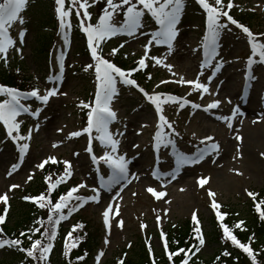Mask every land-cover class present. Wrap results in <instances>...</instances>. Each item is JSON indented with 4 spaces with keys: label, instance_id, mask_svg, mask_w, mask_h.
I'll use <instances>...</instances> for the list:
<instances>
[{
    "label": "rangeland",
    "instance_id": "374dc122",
    "mask_svg": "<svg viewBox=\"0 0 264 264\" xmlns=\"http://www.w3.org/2000/svg\"><path fill=\"white\" fill-rule=\"evenodd\" d=\"M69 2L70 0H66V7ZM192 2L193 0H187V9L178 26L180 35L175 43V50L168 55L167 46H153L149 54V56L161 58L167 55L168 58L164 62L173 65V71L177 75L173 77L163 65H155L154 61L150 59L156 73L153 68L155 78L146 89L149 93L156 91L180 97L179 94L184 96L186 90L193 89L192 85L172 82L160 84V87L156 88L161 80H179L181 76L186 80H194L201 70L200 64L204 59L202 57L203 50L199 49L202 16L191 11V6L194 5ZM209 2L214 3V0H209ZM233 3L234 7L241 11L255 10L257 13H255L254 21L251 22L250 30L253 33H264V0H233ZM89 4V11L92 14L90 22L95 24L98 19L94 18L97 15L94 13L96 5L92 3V0H89ZM55 7V0H30L23 13L26 23L24 25L16 24L13 33L10 29V34L17 40L19 32L26 29V43L19 45L22 48L23 59H21V53L12 52L10 53L12 61L5 62V65L16 70V75L34 81L41 94L46 88L55 86L67 95L53 97L47 105L37 104L33 98L21 101L26 106L31 105L33 110L42 107L44 111L38 120L27 114H21L17 118L22 121V134L26 135L36 123H39L40 131L33 133V139L29 142L30 148L25 155L24 162L14 176H9L7 170L11 168L12 163H16L18 160V157H14L17 149L9 137L8 142H12L14 147L8 142H3V137L7 135L4 126L3 132H0V135L3 136L0 137V195L9 193L13 207L11 215L21 214L17 219L10 218L9 225H14L25 219L22 216L24 212H27L26 209H23L24 203L20 201L19 197L9 191L10 185L20 186L14 191L28 185L38 170L35 165L49 156H55L61 159L60 161L69 160L72 162L73 176L76 179L75 186L81 183L87 185L80 189L81 196H92L93 188L100 190V203L89 200L93 203L92 205H88L86 202L78 212H73L63 223L69 227L76 215L83 214L82 216H85L95 237L94 256L96 257L100 251L105 253L101 258V264H109L123 256L138 259L137 252L143 246L150 245L156 251L161 249L164 241L160 240V232L163 231L167 234L170 229L181 226L188 220L191 221L193 210L197 211L201 229L208 235L205 238V245L196 255L204 260L210 258L217 246L210 241V232L208 231L210 218L215 213L211 208L209 190L215 193L214 199L221 205L219 211L235 215L238 218L245 216V205L249 197L245 189L256 194L258 191L264 190V156L260 155L261 152H264V122H259L261 114L264 113V64L255 63L253 65V75L258 79L252 81V87L245 91L243 78L248 71L246 61L251 54L250 46L241 31L235 26H231L232 31L223 32L219 38L220 56L217 59L223 60L225 63L221 71L215 74L210 85L212 95L204 94V98L201 99L200 91L196 90L198 99L195 103L207 105L215 99H220L222 101L220 107L204 112L203 109H195L191 105H186L181 109L178 103H162L163 114L174 123L176 131L180 134L173 137L176 140L177 151L191 156L198 148L204 147L200 144V140L205 136H213L221 146L219 153L206 157L200 163L181 167L174 179L170 175L161 177V179H154L152 176L154 169L161 173H171L175 169V157L172 155L171 146L167 148L171 152H167L164 147L160 148L162 152L159 155V164L153 154L151 137L155 131L158 117L152 105L145 99L130 93L134 87L118 83L117 88L120 94L112 105L118 118L112 124L111 130L123 133L118 137L121 141L120 153L126 155V159L129 160V176L138 178L127 187H123L124 183H122L120 187H115L111 192L107 190V192H103L105 189L96 184L97 170L92 165L90 156L84 151L88 143L87 135L67 138L70 131L82 129L86 125L78 124L80 114L84 109L77 105L80 100L87 103L90 99H94L95 70L93 68L88 72H83L88 63L94 62L88 53L89 50L85 48L87 40L85 36L81 35L83 32L79 30V20L75 15L74 7L69 18L73 26L68 32V45L64 44L63 32L59 28ZM119 15L113 21L117 26L122 22ZM147 17L146 15L144 18V29L137 36L119 35L104 43L102 47L105 57L111 60L115 56H131V58H135L137 55L144 56V45L149 37L144 36L143 33L154 31L145 30ZM50 31L59 35L55 38L54 48L47 54L44 50L40 51L37 45L38 41L40 44L43 38H50ZM76 32L81 33L79 35L82 38L75 35ZM121 43H125V47L115 56H108L111 49L119 47ZM194 48L197 49L196 52L192 51ZM61 52L66 54L64 79L49 81L48 76L55 75L59 71L55 57ZM14 56L17 60H14ZM136 60L134 59V61ZM203 71L205 75L200 77V80L202 83H207V77L212 74V69L205 68ZM217 92H219L218 96ZM141 96L143 97L142 94ZM5 98L0 96V100ZM229 99L232 101L231 104L228 103ZM237 106L244 113V116L232 121L233 127L239 130V134L243 138L239 142L235 140L236 133L227 127V123L217 119L221 115L230 116L232 110ZM241 120L243 123L240 122ZM253 120L258 122L253 123ZM141 125H147V127L141 128ZM57 129H63V131L58 132ZM93 135L95 136L96 133L93 132ZM60 141L63 142L60 143ZM54 143L58 144V147L53 148ZM238 144L240 154L234 159L237 155ZM134 145H139V147H134ZM93 148L98 155H102L104 152L102 150H105L99 140L93 141ZM76 152L79 153L78 157L73 155ZM103 166L108 168L101 163L100 169ZM233 169L238 170L240 174H237ZM30 174L33 178L29 181L27 177ZM203 177L209 179L205 185L199 186L197 181ZM149 186L165 192L166 195L157 200L145 191ZM27 187L30 189L32 185ZM122 187L123 191L120 190ZM110 203L119 205V216L113 214L109 233V229L104 225L102 214ZM20 204H22V209ZM166 209L168 211L165 215ZM157 215L161 216L159 227L156 224ZM118 221H123L122 227L118 226ZM141 223L147 225L144 231L140 229ZM105 237L110 241L107 245L104 243ZM145 240H148V245L145 244ZM59 254L60 248L50 254L56 264L59 262ZM7 257L10 258L11 255L0 253V259ZM92 264H95V258Z\"/></svg>",
    "mask_w": 264,
    "mask_h": 264
},
{
    "label": "snow or ice",
    "instance_id": "6c2138e0",
    "mask_svg": "<svg viewBox=\"0 0 264 264\" xmlns=\"http://www.w3.org/2000/svg\"><path fill=\"white\" fill-rule=\"evenodd\" d=\"M97 2L98 0H92V3ZM195 2L206 14L205 30L199 41V47L202 48L204 55V59L200 64L201 70L194 80H186L183 76H181L179 80H161L160 83L156 85V88H159L160 84L172 82L181 85H192L194 89L200 91L201 99L204 98V94L212 95L210 85L215 74L221 71L225 63V61L217 59L220 56L219 38L223 32H231V26H235L236 29L241 31L246 38L247 44L250 46L251 54L246 61L248 71L244 74L243 78L244 90L247 91L252 87V81L258 79L253 75V65L255 63L264 64V33H253L249 27L240 23L229 14L230 10L234 7L233 0H227V3H225V0H214V3H210L209 0H195ZM29 3L30 0H0V60L7 62L10 53L12 52L21 53V59H23L22 48L19 47V45L26 43L27 30H21L17 40L10 34V29L16 24L24 25L26 23L23 13L26 11ZM55 5L56 18L59 22V28L63 32L65 45H68L69 43L68 32L73 26L72 21L69 18L72 15L73 7H75V15L79 20V30L83 32L87 38V48L91 60L94 62L88 63L84 67V71H89L93 68L95 70L96 83L94 99L87 103L80 100L77 105V107L87 110L86 125L82 129L70 131L67 138L71 139L86 134L88 143L84 151L90 156L92 164L97 166V172L100 171L99 166L101 162L106 164L108 168L112 170V174L108 177L107 181H104L103 177H101L100 188L111 191L113 187L121 184L122 181L124 182L123 187H127L128 184L138 178L129 176V160L126 159V155L120 153L121 141L118 137L123 135V133L119 131L113 132L111 130L112 124L118 118L116 111H114L112 107L113 101L118 99L120 94L119 89L117 88L118 83L136 88L143 95L144 99L154 106L155 114L158 119L155 124V131L151 137L153 150L159 153L161 147L168 148L171 146L172 148V155L175 157V169H173L171 173H161L154 169L152 172L154 179H161V177L169 175L174 179L184 165L198 164L206 157L219 153L221 146L215 141L213 136H205L201 139L200 144L204 145V147L198 148L191 156L186 155L182 151H177L176 140L173 137L179 136L180 134L176 131L174 123L169 121L163 114L162 103H178L181 109L186 105L191 104L192 108L203 109L204 112H208L220 107L222 104L220 99H215L207 105H202L171 94L156 91L149 93L141 87L135 79L131 78L133 73L148 67V59L154 61L155 65H163L173 77L177 75V73L173 71V65L164 62L168 58L167 55L161 58L158 56H149V54L153 46H167V49L169 50L168 55L175 50V43L180 35L178 26L185 11V0H105V7L102 9L101 14L98 15L95 24L90 22L92 20V14L89 11V0H70L67 7L66 0H55ZM81 10H83L82 14ZM121 13L123 15V20L119 26H117L113 21L114 18ZM146 15L152 18L155 25H157V28L151 33H143V35L149 37V39L144 45V56H142L137 62L138 67L128 70L122 69L105 57L102 45L113 37L119 35H126L129 37L137 36V34L145 27L144 18ZM124 47L125 43H121L119 47L111 49L108 56H115ZM192 51L196 52L197 49L194 48ZM65 55V53L61 52L60 55L55 57L59 71L55 75L48 76L49 81H62L64 79ZM256 57H258V59H254ZM205 68L212 69V74L207 77V83H202L200 77L205 75L203 71ZM17 71H19V69H17ZM152 78L153 77L149 74L148 79L151 80ZM0 95L6 97L5 99L0 100V123L3 124L7 131V136L15 144L19 154L18 162L13 163L8 172V175L11 176L12 173L19 169L24 162L25 155L30 148L29 142L33 139V133L40 131V125L39 123H36L34 128H30L26 135L22 134V121H19L17 118L20 117L21 114H29L38 120L41 113L44 111L42 107L33 110L31 105L26 106L21 103V101L28 98H34L42 105H47L51 98L58 95L66 96L67 93L62 92L55 86L46 88L44 93L41 94L39 88H33L28 92H21L16 88L0 85ZM216 95L218 96L219 92H217ZM228 103H232L231 99L228 100ZM242 116H244V113L241 112L239 106H237L232 110L230 116L221 115L217 117V119L226 122L227 127L236 133L234 138L238 142L242 141L243 138L239 134V130L233 127L232 121ZM240 122L243 123L242 120ZM257 122V120H253V123ZM259 122H264V113L261 114ZM144 127H147V125H141V128ZM57 131L61 132L63 129H57ZM93 132L96 133L95 136L93 135ZM94 140H99L101 146L105 149L102 155H97L94 152ZM62 142L63 141H60V143ZM52 147L56 148L58 147V144L54 143ZM134 147L138 148L139 145H134ZM239 154L240 151L238 144L237 155L234 159L237 158ZM73 155L78 157L79 153L76 152ZM260 155L264 156V152H261ZM156 161L157 164L160 163L159 155H157ZM49 162L52 164L62 163L64 165L63 172L60 173L54 181L50 176L44 177L45 182L47 183L46 193H40L38 196L25 195L21 197L24 201H33L40 208H47L49 213L47 216V222L38 218L33 222V226L26 232L22 231L19 233L20 237H26L29 241V246L27 247L23 246V241L20 238H0V248L8 247L16 249L25 255L26 260L30 258V261H34L35 264H47L48 257L54 246L53 241H55L58 234L57 227L61 224V221L67 220L73 212H78L89 200L95 201L96 203L101 202L100 190L97 188L92 189V192L94 193L92 196H74V193H77L79 189L87 187L84 183L70 188L66 193L59 195L55 202H53L51 199L53 190L72 176V162L69 160L60 161L55 156H49L43 161L37 163L35 168L44 169L45 165L49 164ZM233 171L240 174L238 170L233 169ZM32 178L33 177L30 174L28 175L27 180L30 181ZM208 179V177L200 178L197 183L199 186H203L207 183ZM17 187L20 186L16 184L10 185L9 191ZM123 187L120 189L121 191H123ZM145 191L150 193L157 200L166 195L165 192L158 191L151 186L146 187ZM181 191H183V189H181ZM245 192L249 197L253 198L255 211L259 214L260 219L264 220V211L261 209V204H264V200L257 201L256 193L250 192L247 189H245ZM133 195H135V193H133ZM208 196L211 200V208L215 212L216 219L220 222L219 227L223 233L221 238L222 242L230 241L235 248L246 254L250 264H264V262L258 259V253L250 246V243L241 242L235 235H233L229 227L222 222L223 217L228 214L218 210L221 205L214 199L215 193L209 190ZM72 200H75L76 203L69 206ZM0 201L4 202V212L7 213L8 195H0ZM65 209L67 210V214H65ZM167 211L168 210L166 209L165 215L167 214ZM113 214L117 217L119 216V205L110 203L102 214L104 225L109 229V233L112 227ZM4 221L5 215L0 214V224ZM160 222L161 216L157 215V227H159ZM191 222L192 232L194 234L193 240L197 243L190 244L187 248H177L175 251H169L167 242L165 241L166 234L163 231L160 232V240L165 241L164 252L170 264H173V258L177 255L183 256L180 260V264H190L191 258L195 257L196 254L201 251L202 246L205 245L201 222L198 219L196 210H193L191 213ZM243 223V221H237L234 227H242ZM118 226L122 227L123 221H118ZM82 227V224L73 225L72 231L67 234L63 253L65 257L69 255L71 248L76 247L75 242L71 244L67 242L68 238H71L73 241L79 240L80 237L73 236V232L76 228ZM41 228H43L42 231ZM146 228L147 225L144 223L140 224V229L142 231ZM36 233H39L40 238H34ZM248 240L251 242L253 236H250ZM104 243L106 245L110 243L107 237H105ZM145 244L148 245V240H145ZM148 254L149 257H153V251L150 245L148 246ZM259 254L264 255V249H261ZM104 255V251H100L95 257V264H101V258ZM230 255L231 253L228 250H224L220 256L216 257V264H219L222 257H229ZM83 258V256H78L77 260H83ZM233 259L238 258L234 257ZM26 260H22L20 264H26ZM69 264H71V262H69ZM117 264H124L123 259H118ZM152 264H155L154 259Z\"/></svg>",
    "mask_w": 264,
    "mask_h": 264
},
{
    "label": "trees",
    "instance_id": "16d2710c",
    "mask_svg": "<svg viewBox=\"0 0 264 264\" xmlns=\"http://www.w3.org/2000/svg\"><path fill=\"white\" fill-rule=\"evenodd\" d=\"M40 48L46 49L45 44L41 43L40 44ZM14 81H15V77L12 75L11 72H9V71H7V72L6 71L0 72V82L1 83L10 85V84H13ZM62 170H63V166H62L61 163L60 164H56V165H48L42 171V173L40 175V179L39 180H36L33 183V186L32 187H35L33 189V195H37L38 192H43L46 189V187L44 186V183H42L40 180H44V177L45 176H50L51 179H55L56 178L55 176L59 175L62 172ZM43 193H46V191L43 192ZM53 198H54V196H51V199H53ZM258 198L261 199V200H264V192H261L259 194ZM21 205L22 204H20V208L21 209H22V206H23V209H26L27 210V212H24V214L22 216V218L25 217V219H22L20 222H17L14 225H11V226L8 223H7L6 226L5 225L2 226V229L3 230H2V233H0V235L1 236L3 235L4 238L7 237V236L10 237L12 231L16 227H19V226H21L23 224H27L28 220L30 219L29 211L32 209V207L29 206V205H25V204L22 205V206ZM36 209H37V207H36ZM36 209H34V211ZM261 209H262V211H264V204H261ZM12 211H13V207L11 208L10 214L8 215V218L9 219L10 218L11 219L12 218L17 219L21 215V214H17L15 216L14 215H11L12 214ZM48 214L49 213H48V211H47L46 208H39L38 211H37L36 219L42 217V219L46 222L47 221ZM246 215H247V222L242 226V228L240 229V231L236 230V237L241 242H249L251 244L252 248L255 249L258 253H260L261 249L262 248L264 249V220H261L260 217H259V214H257L254 211L251 202H249L247 204ZM212 229H213V227H212ZM42 230H43V228H41V231ZM188 230H190L189 223H187L185 226L181 227L180 231L178 232V235L180 234V236L177 238V241L176 242L174 241L171 244V246H170L171 247L170 248L171 250H176L177 248H184L187 245V243L189 241L185 242V239L188 238L187 237ZM219 233L220 232H219V230L217 228L216 229L214 228V230L212 231V235L211 236H212V239L215 242H217V239L218 240H221ZM250 236H253V240L251 242L248 240V238ZM34 238H40L39 237V233H36L35 236H34ZM20 239H22V238H20ZM90 246H91V240L88 243V247H90ZM78 251H79V253H82L83 252L82 249L81 250H78ZM223 251L224 250H221L220 252L218 251V254L214 258H212L211 260H209L207 262H205V261L204 262H199V264H216V257L217 256H220V254ZM76 253H78V252H76ZM230 253H231V255L229 257H222L221 260L219 261V264H249L244 259V257L239 253V251L234 250V251H232ZM139 256L141 257V260L140 261H138V262H135V261H127V262H125V264H142V262L146 260V257L144 255V253H142V252H141V254ZM234 257L235 258H238V259H233ZM259 257L261 258V261L264 259V255H260L259 254ZM88 258H90V257H88ZM16 260H18V257H16L15 255H13V258L10 259L8 261V263L14 262ZM31 263L34 264V261H30V258H28L26 264H31ZM65 264H69V263L68 262H65ZM74 264H83V262H77V263H74ZM163 264H168V263L165 262V261H163Z\"/></svg>",
    "mask_w": 264,
    "mask_h": 264
}]
</instances>
